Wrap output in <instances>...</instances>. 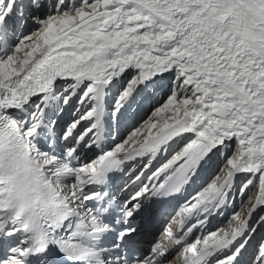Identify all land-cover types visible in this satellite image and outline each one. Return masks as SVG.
Here are the masks:
<instances>
[{
    "label": "bare ground",
    "instance_id": "bare-ground-1",
    "mask_svg": "<svg viewBox=\"0 0 264 264\" xmlns=\"http://www.w3.org/2000/svg\"><path fill=\"white\" fill-rule=\"evenodd\" d=\"M13 4L11 0L10 6L7 4L4 6L5 10L11 11ZM93 8V14L85 16L86 11L83 10L80 14L83 18L79 17L76 20H69V14L51 17L50 12L47 13L48 8L44 9V16L49 14L50 18L47 16L48 19H42L41 28L25 37L27 39L37 35L42 38L41 41L37 40L38 44L29 48L30 45H24L22 39L21 46L24 48L17 47L27 55L24 58L19 56L17 61L11 62L13 54L8 56L9 47L7 43L3 44V53L5 51L7 53L4 57L3 53H0L1 58H6L0 61V89L4 90L13 83L36 79L45 74L47 76L44 86L38 94H44L42 98L43 103L46 102V107L50 96L48 88H54L61 79L71 78L76 85L81 84L83 80L92 81L94 83L90 85L88 91L95 90L96 98L102 94L101 115L106 118L104 110L106 86H114L116 82L120 83L124 80L126 75L130 77L132 73H137V78L132 82L133 86L126 89L124 97H128L137 93L140 83L156 84L158 90H162L163 82L176 74L179 82H182L188 90V92L184 90L178 97L183 99L181 100L183 102H179L176 97H170L163 106L164 109L163 107L156 109L157 111L147 122L145 118L140 125L137 124L138 127L135 125L127 134L124 132V137L127 136V139L118 141L114 151L118 147V151L124 154L134 146L143 145L145 151L141 154V159L146 161L147 155H157L161 145H165L167 146L165 152L168 151L166 157L175 153L170 159L172 164L167 171L169 173L176 168H184L189 160L198 166L203 161L204 165L211 155L212 158L214 157L216 148L222 145L231 153L229 148L236 143L237 157L234 156V160L227 157L229 162L225 166L226 170H221L218 176L216 173L217 178L214 182L215 184L219 182V185L209 194L198 199L195 197L188 204L187 209H193L205 199L208 209L218 195L219 198L223 196L218 206L222 205L230 190H234V181L237 179L238 182L241 175H250L246 178V185H248L247 190L254 185L253 195L247 199L241 211L235 214L221 230L198 228L192 224L191 227L196 231L197 237H192V240L190 238L189 243H192L190 250L194 249L192 250L194 254L203 249L208 250L210 261L207 264H212L252 229L249 239L245 241L248 245L243 248L236 261L232 258L237 253L232 255L228 264L248 263L258 251L255 240L261 238L264 228V222L263 227L261 228V225L258 229L255 224L243 235L250 218L255 220L257 212H261L264 208V58L254 51L256 48L264 51V28L244 10L239 0H105L101 5L97 3ZM29 9L27 7L26 10ZM26 10L23 13L24 17L28 14ZM38 11L40 12V9ZM139 17H142L140 22L137 21ZM99 18L112 19L113 29L103 31L99 24H87ZM56 21L61 23L65 21L64 25L69 27H65L64 31L61 28L62 31L57 30L54 27ZM145 23H149L151 27L147 31L140 32V25ZM3 24L0 28L5 29L8 22L5 21ZM34 28L35 26L29 25L27 30L32 32ZM240 68L244 72H241ZM128 79H125V82ZM133 100L130 99L128 103ZM225 101L230 106L228 116L218 118L212 114V111L217 104H223ZM69 104L71 101L67 105ZM67 105L65 113H67ZM50 106L46 111L51 110ZM174 107L183 109V113ZM159 110L160 112L167 110V114L172 115L174 120L168 121L167 118L160 117ZM42 111L38 112L39 116L36 120L39 119ZM91 111L85 115L86 118L91 115ZM93 124V121H88L90 126L83 135L94 133L96 128H92ZM19 126L22 128L23 124ZM188 135L191 137L185 140ZM94 139L96 135L89 140V143ZM123 144H126L125 148L120 146ZM175 145L177 147L174 149ZM182 145L183 147L178 150ZM83 151L84 149H81L73 160H84L87 155L94 157L97 154L90 149L82 156ZM102 155L101 151L96 157L90 158L94 161L89 160L87 163L92 166L85 165L83 168L90 169L95 166ZM149 162L151 161L149 160L147 164ZM213 163L212 161L211 164ZM66 164L69 166L64 180L70 191L74 192L79 209L81 208L83 213H89L93 210L96 200L92 197L94 193L87 188L90 185L84 182L88 174L75 169L76 163L73 161ZM55 166L57 163H52L50 167ZM59 167L61 168L60 165ZM202 169V172L206 170L203 166ZM160 173L161 171L157 172L156 177ZM73 176L75 180L72 182ZM136 177L137 175L133 178ZM161 185L162 183L159 184ZM144 186V192L135 196L130 205L142 202L141 196L150 195L159 188L152 182ZM193 195L191 191V198ZM195 200L196 202L192 204ZM226 208L230 213L228 206ZM263 216L260 220L264 219ZM152 235V230L145 231L143 241L148 242ZM253 242V248L257 250L255 254L252 253L253 248L247 249V246L250 247ZM223 250L225 251L222 252ZM259 256L264 262V251L255 257V262ZM164 263L176 264V260L167 256ZM192 264H196V261Z\"/></svg>",
    "mask_w": 264,
    "mask_h": 264
},
{
    "label": "rangeland",
    "instance_id": "rangeland-1",
    "mask_svg": "<svg viewBox=\"0 0 264 264\" xmlns=\"http://www.w3.org/2000/svg\"><path fill=\"white\" fill-rule=\"evenodd\" d=\"M23 1H25V3H27V6H30L31 8L30 9H34V7L35 8H37V5L36 4H38V5H41V3L39 2V0H23ZM41 1V0H40ZM44 1V0H43ZM105 0H96V1H94V0H46V2L49 4V3H52V9L50 10V15H51V17L53 16L54 18L55 17H59V16H64L65 14H69L68 16H70V18H69V20H76L77 18H79V17H82V15H80L81 13H82V11L84 10V11H86V12H84L85 13V16H88V15H91V14H93V12H94V6L98 3L99 5H101L103 2H104ZM13 2H14V4H15V2H16V0H13ZM5 3V0H0V24L1 23H3V21H4V19L6 18V15L4 14L5 12H3V7L7 4H9V0H6V3ZM10 3H11V1H10ZM46 5V6H45ZM17 6V5H16ZM88 6L90 7V8H88ZM12 7H13V5H12ZM49 6H47V4H42V6H40L38 9H40V12H41V10H42V14H41V16H40V18H39V16H36L35 15V13L34 12H30V17L29 18H27V19H30L31 21H28L27 22V20H24L23 21V23H22V26H21V28L20 29H18V27L15 29V30H12V31H8V30H6L7 32H8V34H7V38L9 39V40H7L6 42L7 43H11L10 45L8 44V47H9V50H10V48H11V50H10V53L8 54V56L10 55V54H13V56H12V58H11V62H14V61H17V58L20 56V57H22V58H24L26 55H27V53H25V52H23V51H20V49L18 50V47L17 46H21L22 45V39H23V42H24V45L25 44H27V45H30L29 46V48L31 47V46H35L36 44H38V41L40 42L41 41V37H37V35H33V37H30V38H27V39H25V37L26 36H28V35H32V33H33V31H36L38 28H41V21H42V19H48V17L50 16L49 14L47 15V16H44L45 15V13H43V11H44V9L46 10L47 8H48ZM54 8H55V10H54ZM4 9H5V7H4ZM15 9V8H14ZM27 9V7H25V10ZM29 9V10H30ZM25 10H23L22 11V13H24L25 12ZM29 10H26L27 12L29 11ZM35 10V9H34ZM12 11V10H11ZM80 11V12H79ZM13 12V11H12ZM57 12V13H56ZM47 13H49V10L47 11ZM64 14V15H63ZM9 16V15H8ZM13 16H15V13L13 14ZM24 16V15H23ZM27 16H28V14H27ZM26 16V17H27ZM35 16V17H34ZM44 16V17H43ZM73 16V17H72ZM43 17V18H42ZM50 18V17H49ZM83 18V17H82ZM8 19V17L5 19V21H7L8 22V26H9V19ZM55 20V19H54ZM60 20V19H59ZM5 21H4V23H5ZM27 22V23H26ZM37 23V25L35 26V28L32 30V32L28 29H26V27L28 26V24H32V23ZM64 23L66 24V22L64 21V22H60V21H56L55 23H54V27H55V29H57V30H60V31H62L63 29H65V27H69V25H64ZM4 25V24H3ZM17 25H20V22L19 23H17ZM63 25H64V27H63ZM1 26V25H0ZM62 30H61V29ZM3 30H5V29H3ZM19 30V31H18ZM25 30H27L23 35H21L22 34V32L23 31H25ZM2 31V29L0 28V32ZM17 31H18V33H17ZM64 31V30H63ZM1 38H3V36H1L0 35V40H1ZM36 38V39H35ZM38 40V41H37ZM4 44H6L5 42H4ZM38 46V45H37ZM23 46H21V48H22ZM24 48V47H23ZM0 53H3V51H1ZM7 53V52H6ZM178 55V54H177ZM5 56V55H4ZM3 56V57H4ZM180 56H182V55H180ZM2 57V56H1ZM174 57V56H173ZM183 57V56H182ZM175 58V57H174ZM0 60L1 61H3V59H1L0 58ZM179 60V59H178ZM182 60H184V59H182ZM20 62V61H19ZM18 63V62H17ZM137 73H132V75H130V77H127V75L125 76V78H124V80H122L120 83H118V82H116V84L114 85V86H111V87H109V85L108 86H106L105 87V89H104V104H105V106H106V104H107V99H106V95H111V93L113 92L114 93V96H115V100H114V102L112 103V105H111V107H110V110L114 113L115 111H116V106H117V104H118V102H119V100L120 99H122V97L126 94L125 92L127 91L126 89L130 86V87H132L133 85H132V82L135 80V78H137ZM127 78H129L126 82H125V79H127ZM118 81V80H117ZM62 83H64V84H66L67 86H69L70 85V83H75V86H79V87H82L83 85H84V87L85 88H88L87 89V91L90 89V87L93 85V83L94 82H92V81H82L81 82V84H79V85H76V82H74L71 78H68L67 80L64 78V79H61V81H59V82H57V84H60L58 87H57V89H55L54 91H53V95H52V98L53 97H59V96H62L63 97V99H64V97H65V93H66V91L69 89V88H72V87H74V84H71V86H69V87H65L64 85H61ZM118 83V84H117ZM130 84V85H129ZM147 84V83H146ZM159 84L161 85V83L159 82ZM163 84H165V85H163V87L164 86H166L167 84H169L168 86H167V90H166V95H165V97L162 99V101L160 102V103H158L159 104V106L157 105V107L156 108H154L152 111L150 110L149 112H148V114H147V116H146V119H145V122H147L148 120H149V118H150V116L151 115H153L157 110L156 109H159V108H161V107H163V106H165V104L167 103L166 101L171 97V98H178V97H180L181 96V93L185 90V92H188V90H186L185 89V87L183 86V83L182 82H179V80H178V78H177V75L175 74L174 76H170L168 79H166L164 82H163ZM91 85V86H90ZM144 84H139L138 85V87H137V90H136V92L137 93H135V94H130L128 97H124V99H127L128 101L130 100V99H136L137 97H141L140 95H139V91L141 90V88L142 87H144L143 86ZM149 84H147V86H148ZM155 86H156V84H155ZM157 87V86H156ZM110 88V89H109ZM161 89H163V88H161ZM87 91H86V93L84 94V95H86L87 94ZM124 91V92H123ZM158 91H160L161 92V90H158ZM123 92V93H122ZM141 94H143V90H142V93ZM40 95H42V94H40ZM83 95V97L82 98H84L85 96ZM150 95H152L151 93H150ZM42 96H44V94L42 95ZM190 96V94L188 95V97ZM94 97H95V95H94ZM152 97V96H151ZM187 97V98H188ZM42 98V97H41ZM185 99H186V97H185ZM123 100V99H122ZM178 100H179V102L181 101V100H183V99H181V98H178ZM121 102L122 101H120V104H119V106H121ZM181 102H183V101H181ZM85 104H86V106L88 107V109H87V111L91 108V107H93V105H94V101H92V100H87L86 102H85ZM172 106H173V104H172ZM97 107V106H96ZM146 106H144V108H145ZM174 108H176V110H178V111H180V113H183V109H180V108H178V107H174ZM162 109H164V107L162 108ZM92 110V109H91ZM104 110H105V108H104ZM167 110H164V111H161L160 112V110H159V112H160V117H164V118H167V120L168 121H173L174 120V118L172 117V115H168L167 113L168 112H166ZM163 112V113H162ZM76 122H79V118H78V120L76 119L75 120ZM74 121V122H75ZM73 122V123H74ZM73 123H71V124H73ZM144 123V122H143ZM140 125V124H139ZM89 126L87 125H85V129L86 128H88ZM135 127H138V125L136 124V126ZM155 129H157V128H155ZM164 129H167V127H164ZM161 132V131H160ZM159 132V133H160ZM158 133V134H159ZM157 134V135H158ZM127 137V136H126ZM126 137H123V140L124 139H127ZM189 137H191V135H188V136H186L185 137V140H186V138H189ZM152 138V137H151ZM185 140H183V142H185ZM177 146H178V144H177ZM176 145L174 146V149L177 147ZM163 147H167V146H165V145H163ZM221 147H223V150L225 151L226 150V148H224V145H222ZM221 147H219V148H216V150L217 151H215L214 152V156H216V152H217V156L219 155V160H217V163H219V161H221V157H220V153H219V149L221 148ZM171 148V147H170ZM230 149V151H231V153H229L228 154V159H231L232 158V160H234L235 158H234V156H236L237 157V155H235V154H237V145H236V143L234 144V145H232L231 146V148H229ZM221 150V149H220ZM210 156V155H209ZM149 156L147 155V158H148ZM167 160H169V159H167ZM228 162H229V160L227 161V157H226V160L224 161V163L222 164V166L220 167V170H219V172L217 173V176H218V174L220 173V171L221 170H223V169H226V165L228 164ZM214 164V163H213ZM213 164H212V166H213ZM225 167V168H224ZM250 175H241V177H240V179L238 180V181H243V183L241 184V186H240V191L241 192H244L245 190H246V188L248 187V185H246L247 184V180H246V178L247 177H249ZM215 179L216 178H214V179H212V181H211V184L215 181ZM257 183H258V180H257ZM256 183V184H257ZM254 187V185H252L251 186V188L250 189H248L247 190V193H244V196H245V199H244V203H243V205L246 203V201H247V199H250L251 198V196L253 195L252 193H253V188ZM242 208V207H241ZM241 208H239V212H240V210H241ZM264 213V209L263 210H261V212H257V214H256V219H257V216L258 215H260V217H261V215ZM251 219V218H250ZM253 219V218H252ZM250 221V220H249ZM251 221H253V220H251ZM255 221V220H254ZM253 221V222H254ZM261 220L259 219V221L257 220V222H256V226H259V222H260ZM253 225H255V224H253ZM263 227V224H262V226H261V228ZM264 229V228H263ZM216 231V230H215ZM263 231V230H262ZM261 232V231H260ZM260 239V240H259ZM259 239H257V240H255L256 242L259 240V244L261 245L262 243H263V241H264V237H262L261 236V238H259ZM254 241V242H255ZM248 248H253V245H251L250 247H248L247 246V249ZM254 249V248H253ZM261 251H264V249H263V247H261V246H259V251H258V253H261ZM229 253H227L225 256H221L220 258H219V260H217L215 263H218L221 259H222V261H220L222 264H228L229 262H228V260H229V258H230V255H231V253H232V251L230 252V249H229V251H228ZM253 254H255V249H254V252H252ZM236 254V253H235ZM234 258H236V255L235 256H233V258L232 259H234ZM260 258V257H259ZM259 258H258V260H256V262H255V260H253L250 264H263L264 262H263V260L261 261V259L259 260ZM256 259V258H255ZM231 261V260H230ZM220 263V264H221Z\"/></svg>",
    "mask_w": 264,
    "mask_h": 264
},
{
    "label": "water",
    "instance_id": "water-1",
    "mask_svg": "<svg viewBox=\"0 0 264 264\" xmlns=\"http://www.w3.org/2000/svg\"><path fill=\"white\" fill-rule=\"evenodd\" d=\"M109 23H111V21H109ZM228 109H229V106L227 104H225L224 107L219 106L217 111L214 112V114L218 118H225L227 116Z\"/></svg>",
    "mask_w": 264,
    "mask_h": 264
}]
</instances>
